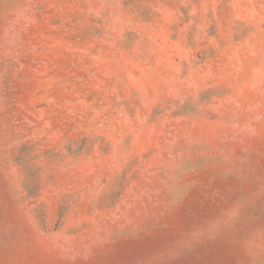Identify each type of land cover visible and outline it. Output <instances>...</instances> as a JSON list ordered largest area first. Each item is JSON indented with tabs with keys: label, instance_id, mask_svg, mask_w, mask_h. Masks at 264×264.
<instances>
[{
	"label": "rangeland",
	"instance_id": "rangeland-1",
	"mask_svg": "<svg viewBox=\"0 0 264 264\" xmlns=\"http://www.w3.org/2000/svg\"><path fill=\"white\" fill-rule=\"evenodd\" d=\"M0 264H264V0H0Z\"/></svg>",
	"mask_w": 264,
	"mask_h": 264
}]
</instances>
